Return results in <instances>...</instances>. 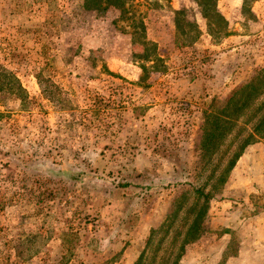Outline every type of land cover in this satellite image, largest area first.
<instances>
[{"label":"rangeland","instance_id":"rangeland-1","mask_svg":"<svg viewBox=\"0 0 264 264\" xmlns=\"http://www.w3.org/2000/svg\"><path fill=\"white\" fill-rule=\"evenodd\" d=\"M207 16L0 0V264H264V138L228 168L264 94L202 142L264 68V0Z\"/></svg>","mask_w":264,"mask_h":264},{"label":"trees","instance_id":"trees-1","mask_svg":"<svg viewBox=\"0 0 264 264\" xmlns=\"http://www.w3.org/2000/svg\"><path fill=\"white\" fill-rule=\"evenodd\" d=\"M106 4H116L118 6L122 5V0H104ZM199 4H201L204 14L207 16L210 11H212V5L215 4L216 0H196ZM102 0H88V3L93 8H100ZM103 9H106L103 8ZM215 17H219L215 14ZM208 20H212L214 17L209 18L207 16ZM212 23L209 22V30H211ZM23 90L20 88V91ZM12 92V90H10ZM16 93V92H15ZM51 93V92H50ZM260 94H264V68L260 69V72L258 75L254 76L252 80L249 82L242 84L241 86L237 87L236 89H233L231 93L228 96V100L226 103V107L223 108L221 111L223 114L222 118L219 119H211L208 123L210 126L207 127L204 132L203 136V144L205 146L212 145L214 146L217 138L222 133H229L232 130V127L235 126L236 122L238 121V117L240 113L244 110L247 111V108L249 107V102L252 99L257 98ZM247 107V108H246ZM245 108V109H242ZM263 107H257L256 112ZM256 114V113H255ZM252 117L248 120L251 121ZM255 137L257 138H264V114L258 119V122L253 126L252 133L249 134L243 141L242 145L239 146L238 152L234 153L232 155L231 160L229 161V167L233 168L237 162V160L242 155L244 148L251 143V141H255ZM229 170V169H228ZM83 172H78L73 174L71 177L73 180L82 179ZM224 181L223 177L220 176L215 179L214 186L217 184H222ZM124 185V184H123ZM196 193H198L201 197H203L205 200L211 199V196H208L207 194H204L200 190H196Z\"/></svg>","mask_w":264,"mask_h":264}]
</instances>
